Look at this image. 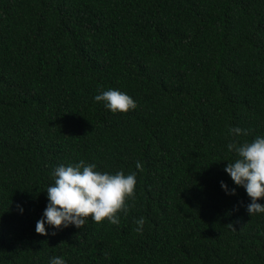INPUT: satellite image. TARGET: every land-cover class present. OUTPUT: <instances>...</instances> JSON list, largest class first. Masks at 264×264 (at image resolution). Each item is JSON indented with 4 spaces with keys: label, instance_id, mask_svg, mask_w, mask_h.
<instances>
[{
    "label": "trees",
    "instance_id": "trees-1",
    "mask_svg": "<svg viewBox=\"0 0 264 264\" xmlns=\"http://www.w3.org/2000/svg\"><path fill=\"white\" fill-rule=\"evenodd\" d=\"M110 87L136 107L93 100ZM257 135L264 0H0V264H264V213L224 171ZM81 159L136 171L127 214L37 233L52 170Z\"/></svg>",
    "mask_w": 264,
    "mask_h": 264
},
{
    "label": "clouds",
    "instance_id": "clouds-1",
    "mask_svg": "<svg viewBox=\"0 0 264 264\" xmlns=\"http://www.w3.org/2000/svg\"><path fill=\"white\" fill-rule=\"evenodd\" d=\"M93 100L102 101L104 107L113 113L126 112L136 107L135 99L118 88L101 90L93 96ZM247 131L239 126L228 129L229 134L236 136L247 135ZM226 147L234 150L237 158L233 161L227 160L224 171L235 185L243 186L250 197L246 211L250 215L264 213V203L257 200L264 196V135H257L251 141L238 142L232 139ZM141 167V162L136 161V168ZM51 175L54 183L46 188V206L35 224V231L40 234L48 232L46 225L51 226L52 235L56 229L70 224L81 228L89 216L94 222L106 218L109 223L119 225L118 213L126 215L129 209L126 199L135 197L136 171L127 174L122 169L115 172L102 171L95 162L81 159L75 163L54 167ZM219 183L226 194H235L234 187L230 188L223 180ZM17 207L22 213L23 206ZM134 223V231L141 233L145 218H136ZM48 264H67V260L63 256H52Z\"/></svg>",
    "mask_w": 264,
    "mask_h": 264
}]
</instances>
